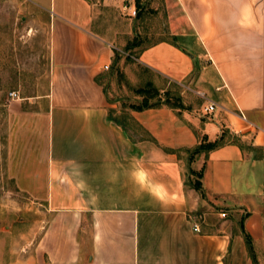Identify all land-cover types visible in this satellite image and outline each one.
<instances>
[{
    "label": "crops",
    "instance_id": "0c3cea01",
    "mask_svg": "<svg viewBox=\"0 0 264 264\" xmlns=\"http://www.w3.org/2000/svg\"><path fill=\"white\" fill-rule=\"evenodd\" d=\"M30 1L46 17L48 90L7 107V179L43 207L36 264L264 261V0ZM119 51L185 109L110 99ZM223 130L242 147L188 165Z\"/></svg>",
    "mask_w": 264,
    "mask_h": 264
},
{
    "label": "rangeland",
    "instance_id": "374dc122",
    "mask_svg": "<svg viewBox=\"0 0 264 264\" xmlns=\"http://www.w3.org/2000/svg\"><path fill=\"white\" fill-rule=\"evenodd\" d=\"M119 53L122 67L115 63L107 72L115 82L110 91L113 96L109 97L122 99L125 107L139 97L134 90L148 81L154 82L156 77L163 84V79L139 65L133 53ZM48 75L45 15L30 0H0V264H36L35 245L46 219L42 205L31 202L7 179V107L12 103L9 96L12 92L18 100L45 94ZM107 81L108 78L103 81L104 87ZM158 92L164 97L163 91ZM188 181L195 182L196 176L188 177ZM234 264H264V261L257 254L255 260L243 254L238 255Z\"/></svg>",
    "mask_w": 264,
    "mask_h": 264
},
{
    "label": "trees",
    "instance_id": "16d2710c",
    "mask_svg": "<svg viewBox=\"0 0 264 264\" xmlns=\"http://www.w3.org/2000/svg\"><path fill=\"white\" fill-rule=\"evenodd\" d=\"M134 92L141 97V101L138 104H128L127 107L131 110H136V111H142L145 109L149 108H157L161 106H167L171 109H179L183 110L185 107L182 105L180 98L177 96H170L169 94L164 95L163 97L159 94L158 90L155 89L150 83H147L144 87L137 88L134 90ZM151 99H154L153 102H151ZM124 106V105H123ZM126 107V106H125ZM109 118L115 121L118 124H122V118L119 119L117 117H113L111 113H109ZM199 136V135H197ZM230 138V139H228ZM232 142L238 144L240 147H242V144L238 142V140L234 137L231 138L228 136V133L223 130L221 133V136L219 140L214 141V142H208L204 136L200 138V142L196 148H194L190 153L188 157V165L194 160L195 157H197L201 153H208L209 151L222 146L226 142ZM202 169L198 172H194L193 170L190 169L189 167V178L190 176L195 175L196 176V181L191 183L190 185L197 191H201V182L200 178L202 176Z\"/></svg>",
    "mask_w": 264,
    "mask_h": 264
},
{
    "label": "built area",
    "instance_id": "2783aa9c",
    "mask_svg": "<svg viewBox=\"0 0 264 264\" xmlns=\"http://www.w3.org/2000/svg\"><path fill=\"white\" fill-rule=\"evenodd\" d=\"M132 15L134 16L135 15V12L133 11L132 12ZM9 96L12 98V99H16L18 98L17 97V94L15 92H12L9 94ZM217 111V105L214 103V102H211V101H208L205 105L202 106L201 108V113L203 115H210L214 112ZM240 118L243 120V121H246L245 117L242 115V114H239ZM193 231L194 232H199V228L197 226H193Z\"/></svg>",
    "mask_w": 264,
    "mask_h": 264
}]
</instances>
